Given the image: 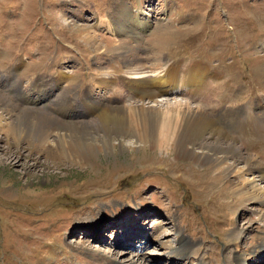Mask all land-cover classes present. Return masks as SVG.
Here are the masks:
<instances>
[{
    "label": "rangeland",
    "instance_id": "obj_1",
    "mask_svg": "<svg viewBox=\"0 0 264 264\" xmlns=\"http://www.w3.org/2000/svg\"><path fill=\"white\" fill-rule=\"evenodd\" d=\"M116 2L0 0V264H264V204L243 198L264 189V0H126L151 15L139 34L104 29ZM175 62L183 75L188 63L211 68L202 87L185 84L204 102L177 92L168 116L151 109L162 121L205 115L230 154L206 133L178 153L160 124L138 123V98L96 85ZM88 101L125 105L131 124L96 128Z\"/></svg>",
    "mask_w": 264,
    "mask_h": 264
},
{
    "label": "bare ground",
    "instance_id": "obj_2",
    "mask_svg": "<svg viewBox=\"0 0 264 264\" xmlns=\"http://www.w3.org/2000/svg\"><path fill=\"white\" fill-rule=\"evenodd\" d=\"M125 1L126 0H122V1L117 0L115 6L113 7L114 10L112 9L113 11L110 13L111 16L109 15L111 18L110 19L111 21H110V23L106 22L109 24H106L104 26V29H108L112 33H118L119 34L121 32L128 31L129 30L128 27H130L133 30H136L135 33L139 34V29H146L147 30L148 27L150 28V26H149L150 24L148 22V20H149L148 17L151 15L147 14L148 16H146V17L143 16V18H142L139 13H135L134 11L128 10L127 8L123 7ZM135 1H140V0H135ZM139 8H140V6H139ZM98 17H99V15H98ZM98 20L100 22L98 21L97 25H99V23L103 22V21H101L102 19L98 18ZM112 22H114V25ZM175 64H176V66L174 64L170 63L168 65V67H166L165 70L163 71V73L160 75V78L157 80H152V79H150L151 77L150 78L143 77L144 74L137 75L136 73H134L135 75L132 74L133 77H131V76L122 77V79H123L122 84L117 83L118 86H121L126 90L125 93L129 96L130 99L133 100L134 98H138V100L141 102L139 104V107L141 108V111H142L143 120L138 121V123L139 124H160L161 139L165 140L167 142L168 146L173 145L172 148H176L178 153H180V154L187 152V149H185L183 147V145L191 144L190 140H193L194 141L193 145H195L197 142H199V140H201V138L204 139V137L206 135L212 136L214 138V140L216 141V143L205 141V143L207 144V146L210 147V149H212L216 152L229 153L230 150L233 149L231 147V145L222 146L221 144H219V142H220L219 138L223 136L222 135L223 132L221 131V129L219 128L218 125H216L215 123L211 124L209 122V120L206 118V116L203 114H202L201 120H199V122H201L202 124H191L190 122L187 121L186 117L178 119L177 116L173 117L172 119L167 118L164 121H162L166 116L169 115V110H170V107L173 103V102H169L172 98H165L166 96L163 95V93H165L166 90H167V93L171 92V91L178 92L177 95H186V92H188V94H191L193 97L197 96L199 102L200 101L204 102V98L202 97L203 93L199 94V92H198L200 88L196 89L195 86L189 87L188 85H185V84L192 83L194 80L197 81V83H198L199 82L198 80L200 79V81L202 82V84H201V87H202L206 81V78L211 74L210 70L206 66H201L199 64H196V66H199V67L195 68L194 64H191L190 67L188 65L186 66L187 72L185 75H183L180 73V70L184 66H181L182 64L177 65V62H175ZM60 74L62 76H60L59 77L60 79H57V81L55 83L53 80H50L53 83V85L55 86V88H57V89H61V86H60L61 80L65 78L64 77L65 74L64 75L62 73H60ZM145 74H147V73H145ZM153 74H155V73H152V75ZM45 80H43L42 83L39 84V86L37 87L36 92H38V94L35 96V99L38 101H43V100L47 99V97H48L47 96L48 92L46 93V91H45L47 88L45 89L44 86L50 82H47ZM115 82H116V80L114 78L103 77V78L99 79V81L97 82L96 85L102 86L105 88L108 85L111 86V84H113ZM155 85H162V87H161V89L159 88L160 90L159 89L151 90V89L146 88L148 86L155 87ZM139 87H141L140 88L141 90H139ZM189 88L195 89L196 91L188 90ZM47 90H49V89H47ZM137 90H139L137 94L133 92V91H137ZM156 94H161V96H158ZM137 95H139V96H137ZM146 99L148 101H146ZM199 102H197V103L199 104ZM88 103H89V101H88ZM89 105L93 109H97L98 111L101 110L98 114V115H100L99 119H100L101 124H97L96 128H100L103 125L108 126L109 124H118V125H120L121 128H123L126 124H131L130 111L127 108H125V105L119 106V107H112V106L111 107H105V105L102 107H100V106L97 107L96 103H91V102L89 103ZM163 105H166L165 106L166 107L165 117H163L161 115V113H157L156 110L151 109L152 107H161ZM66 109H67V107H66ZM153 113H154L155 117H154V120L151 121V120H149V118L151 117V115ZM176 120H177V124H173V127L168 126V124H171V123L175 122ZM42 122H43V124H46L49 126H50V124H54L53 122H51L48 119H43ZM39 124H40V122H39ZM3 130H4V128H3ZM8 131H10V130H8ZM205 133H206V135H205ZM205 139H206V137H205ZM228 139L231 140V138H228ZM199 144H201V143H199ZM196 160L202 162V161H204V157L201 154H199V156L196 157ZM249 161H250V159H249ZM259 175L262 176L264 174L259 173ZM261 178H264V177H261ZM243 194H244L243 198L247 196L246 200H248V199L254 200V203H256V204L259 203V205L264 204V189L263 188L254 186V187H251L249 189H246L243 192ZM250 210H252V208ZM260 220L262 222L261 225L264 226V212L261 214ZM123 242H124V248H123L122 252L123 251L125 252L126 250L128 251L129 247H130V243H128V241H126V240H123ZM185 247L188 248L187 250L190 249V246H185ZM89 250L93 253H98V254L102 255L101 257H103V256L106 257V255H107L106 252L99 251L96 248H91ZM171 254L173 255V256L171 255V257L174 258L175 250H174V252L172 251ZM179 254H180V256L187 257V256H189L190 253H189V251H187L184 254H181V253H179ZM241 258L242 257L239 256V258L236 259L237 260L236 264H240L242 262ZM260 258H262V257H260ZM262 260L261 261L259 260L258 262H262ZM150 262H151V260L148 259L147 263L150 264ZM129 264H135V261L131 260ZM199 264H203L202 261H200ZM251 264H253V263H251Z\"/></svg>",
    "mask_w": 264,
    "mask_h": 264
},
{
    "label": "water",
    "instance_id": "obj_3",
    "mask_svg": "<svg viewBox=\"0 0 264 264\" xmlns=\"http://www.w3.org/2000/svg\"><path fill=\"white\" fill-rule=\"evenodd\" d=\"M160 78V76H151V78L150 79H152V80H157V79H159ZM161 87H162V85H155V87H151V86H148V87H146L147 89H151V90H157V89H161ZM141 87H139V90H141L140 89ZM159 89V90H160ZM139 90H137V91H133L134 93H138V91ZM173 93H177V92H173V91H171V92H168L167 93V90L165 91V93H163V95H165V96H169V95H171V94H173ZM156 95H158V96H161V94H156ZM137 96H139V95H137Z\"/></svg>",
    "mask_w": 264,
    "mask_h": 264
},
{
    "label": "crops",
    "instance_id": "obj_4",
    "mask_svg": "<svg viewBox=\"0 0 264 264\" xmlns=\"http://www.w3.org/2000/svg\"><path fill=\"white\" fill-rule=\"evenodd\" d=\"M22 32V31H21ZM17 76V74H15V77ZM25 77H22L21 79H24ZM17 83H9L8 84V87H12V86H14V85H16ZM31 92H33V91H31ZM0 124H1V122H0ZM6 124V123H5Z\"/></svg>",
    "mask_w": 264,
    "mask_h": 264
}]
</instances>
